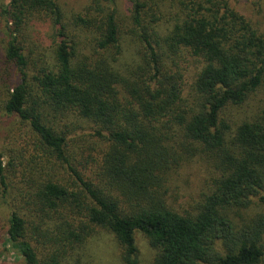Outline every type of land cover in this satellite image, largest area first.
<instances>
[{
	"label": "trees",
	"instance_id": "obj_1",
	"mask_svg": "<svg viewBox=\"0 0 264 264\" xmlns=\"http://www.w3.org/2000/svg\"><path fill=\"white\" fill-rule=\"evenodd\" d=\"M128 2L0 0V234L25 264L99 231L124 264L136 233L152 264H264L263 31L228 0ZM196 158L209 190L175 211L170 173Z\"/></svg>",
	"mask_w": 264,
	"mask_h": 264
},
{
	"label": "rangeland",
	"instance_id": "obj_2",
	"mask_svg": "<svg viewBox=\"0 0 264 264\" xmlns=\"http://www.w3.org/2000/svg\"><path fill=\"white\" fill-rule=\"evenodd\" d=\"M67 14L79 13L84 10L92 0H56ZM105 5L106 0H100ZM164 12L172 13L178 0H156ZM161 1V2H160ZM230 6L238 13L250 18L256 26L264 33V0H228ZM120 11H127L128 0H116ZM171 6V10L170 9ZM127 14V12H126ZM128 15V14H127ZM162 20H170L169 16ZM69 122L75 126L71 136L78 138L85 135L87 140L93 142L91 138L90 126L75 121L71 118ZM81 143H77L79 147ZM100 145V144H99ZM101 146V145H100ZM92 169V168H91ZM212 173L203 160L196 158L190 162L182 164L179 168L171 171L169 176V196L168 204L179 212L191 211L201 197L209 190ZM135 246L138 251L137 264H152L155 251L150 248L145 237L136 233L134 235ZM121 248L114 236L108 231H99L90 237L81 246L69 252L66 259L61 264H124L121 256ZM0 264H25L21 257L10 251L3 234H0Z\"/></svg>",
	"mask_w": 264,
	"mask_h": 264
}]
</instances>
